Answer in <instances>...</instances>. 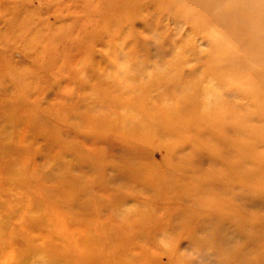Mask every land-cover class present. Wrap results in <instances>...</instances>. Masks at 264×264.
Segmentation results:
<instances>
[{
    "label": "rangeland",
    "instance_id": "1",
    "mask_svg": "<svg viewBox=\"0 0 264 264\" xmlns=\"http://www.w3.org/2000/svg\"><path fill=\"white\" fill-rule=\"evenodd\" d=\"M263 71L264 0H0V264H264Z\"/></svg>",
    "mask_w": 264,
    "mask_h": 264
},
{
    "label": "bare ground",
    "instance_id": "2",
    "mask_svg": "<svg viewBox=\"0 0 264 264\" xmlns=\"http://www.w3.org/2000/svg\"><path fill=\"white\" fill-rule=\"evenodd\" d=\"M262 60V59H261ZM241 61V60H240ZM248 63V62H247ZM253 64V63H252ZM244 66V65H243ZM246 66H248V65H246ZM259 66V65H258ZM247 68V67H246ZM239 71V70H238ZM247 72V71H246ZM264 72V71H263ZM259 73V72H258ZM251 74H252V72H251ZM255 75V74H254ZM257 76V75H256ZM261 76V75H260ZM259 77V76H258ZM257 77V78H258ZM261 79V78H260ZM262 155L264 156V152H262ZM263 167V170H264V158H263V161H262V163L260 164V165H257L256 163H255V167Z\"/></svg>",
    "mask_w": 264,
    "mask_h": 264
}]
</instances>
